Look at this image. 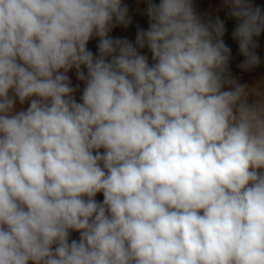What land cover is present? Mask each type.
I'll return each instance as SVG.
<instances>
[{
    "label": "clouds",
    "instance_id": "1",
    "mask_svg": "<svg viewBox=\"0 0 264 264\" xmlns=\"http://www.w3.org/2000/svg\"><path fill=\"white\" fill-rule=\"evenodd\" d=\"M146 4L133 43L122 0H0V264H264V81L219 16ZM224 6L257 68L264 8Z\"/></svg>",
    "mask_w": 264,
    "mask_h": 264
},
{
    "label": "rangeland",
    "instance_id": "2",
    "mask_svg": "<svg viewBox=\"0 0 264 264\" xmlns=\"http://www.w3.org/2000/svg\"><path fill=\"white\" fill-rule=\"evenodd\" d=\"M154 2L158 3L159 0H154ZM141 3H146V0H136L135 11L142 9L140 5ZM254 3L264 8V0H254ZM193 4L197 13L204 19H214L215 17L219 16L220 19L224 20L227 29L224 39L226 44H228L232 49V59L230 61L229 67L232 75L238 80V82L241 84H246L250 88H255L259 82L264 81V33H262L259 38H256L259 45L256 51L261 59L260 65L250 71H244L239 67V65L243 62L244 57L239 53L237 43L231 39V33L235 27L236 21L228 15V9L224 6V0H193ZM144 9L146 10V8ZM133 25L136 30L134 32L136 37V32L139 29L147 30L148 17L136 19ZM141 52L142 54L148 55L149 62L151 63V53L148 51V49L145 48L141 50ZM68 75L71 78L73 86L77 84L80 85V89L75 94L77 101H79L84 83L76 79L75 69L70 71ZM22 107L26 108L27 102ZM96 199L102 201V194H97ZM78 236L79 234L75 232L71 234L72 239H78Z\"/></svg>",
    "mask_w": 264,
    "mask_h": 264
},
{
    "label": "trees",
    "instance_id": "3",
    "mask_svg": "<svg viewBox=\"0 0 264 264\" xmlns=\"http://www.w3.org/2000/svg\"><path fill=\"white\" fill-rule=\"evenodd\" d=\"M122 3L126 4L129 8V16L132 19V23L127 28H124L123 26L117 25L113 29V31L110 33V35H112L113 37L126 38L129 41L134 43L135 42L134 32L136 30L134 28L133 23H134V21H136V19H142V18L147 17L146 12H145L146 10L144 9V8H147V4L141 3L140 5H141L142 9H140L139 11H135L136 0H122ZM130 34H132V35H130ZM97 42H98L97 38H93L92 40L89 41L88 48L91 51H93V53L96 52Z\"/></svg>",
    "mask_w": 264,
    "mask_h": 264
}]
</instances>
